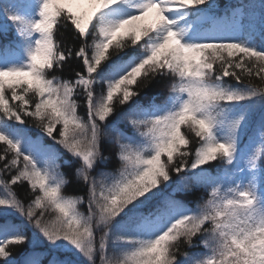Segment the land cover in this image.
Wrapping results in <instances>:
<instances>
[{
	"label": "snow or ice",
	"instance_id": "snow-or-ice-1",
	"mask_svg": "<svg viewBox=\"0 0 264 264\" xmlns=\"http://www.w3.org/2000/svg\"><path fill=\"white\" fill-rule=\"evenodd\" d=\"M219 8L0 0V264H264V0Z\"/></svg>",
	"mask_w": 264,
	"mask_h": 264
},
{
	"label": "trees",
	"instance_id": "trees-1",
	"mask_svg": "<svg viewBox=\"0 0 264 264\" xmlns=\"http://www.w3.org/2000/svg\"><path fill=\"white\" fill-rule=\"evenodd\" d=\"M240 2H245V0H217V3L220 5L219 11H223L224 8L227 7L228 5L237 4ZM57 39L61 42L62 47L65 45L74 43L72 33L70 31H67V30L63 31L62 35H58ZM261 43H264V42H261ZM70 68H71L70 65L66 66L65 71H64V78H68V76L70 75ZM57 75H59V73H57ZM49 78H51V77H49ZM233 83H234V81H233ZM253 83H259V82L254 80ZM8 95L10 97V92ZM259 111H260V109L258 108L256 111V117L257 118L259 116ZM78 114L82 118L85 117L86 116V107L82 106L81 108H78ZM25 127L28 129H31V132L29 133L30 135L34 136L36 134V126H35V122L33 120H29L28 124ZM0 147H3V145H0ZM16 191L18 192V195L20 197L23 196L22 189H16ZM64 192L66 195H74V193L72 192V186L71 185H65ZM80 210H81V212H86V210H87L86 205L84 207H81ZM21 251H22V249L14 251L13 255L15 257L19 258ZM72 259L75 260V256H73Z\"/></svg>",
	"mask_w": 264,
	"mask_h": 264
}]
</instances>
